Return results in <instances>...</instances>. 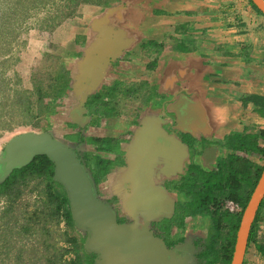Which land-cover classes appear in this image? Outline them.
Returning a JSON list of instances; mask_svg holds the SVG:
<instances>
[{"label": "crops", "instance_id": "crops-1", "mask_svg": "<svg viewBox=\"0 0 264 264\" xmlns=\"http://www.w3.org/2000/svg\"><path fill=\"white\" fill-rule=\"evenodd\" d=\"M109 6L85 5L79 17L52 34L51 41L69 52L63 63L72 76L80 75L74 90H91L94 79L100 84L87 101L72 93L61 99L57 112L48 117L49 123L53 127H59L61 120L67 127L76 123L72 136L109 140L110 150H100L88 141L89 150L79 146L85 149L82 153L90 151L109 162L108 173L96 184L100 190L104 188L103 194L98 191L101 196L108 201L116 197L119 206L121 197L109 190L106 180L121 173L120 180L129 179L123 187L130 192L132 183L146 168L156 184L153 202L165 213L163 218L171 219L176 203H190L192 198L185 193L184 181L179 184L181 178L189 176L191 161L203 171L211 170L227 155L231 136L254 134L264 128V117L256 111L255 104H243L247 96H264V35L239 25L235 19L240 8L228 0H116ZM248 6L253 24L264 21ZM148 41L163 45L157 59V47H145ZM46 47L45 40L32 38L29 52L33 60ZM88 49L94 58L83 62L81 56ZM155 59L156 67L149 69ZM103 90H126L119 93L118 102L123 103L121 112L129 110L125 115L131 117L125 119L120 112L112 111L93 122L85 112L75 114ZM149 90L155 91L151 100L146 96ZM80 127L85 128L81 135ZM176 135L185 143L184 138L194 145L198 143V153L193 156L190 146L188 150L175 146ZM204 150L206 154L201 155ZM193 218V223L184 228L195 231L192 234L211 228L209 215ZM166 247L174 251V256L168 255L160 264H187V259L177 257L181 247Z\"/></svg>", "mask_w": 264, "mask_h": 264}, {"label": "trees", "instance_id": "trees-1", "mask_svg": "<svg viewBox=\"0 0 264 264\" xmlns=\"http://www.w3.org/2000/svg\"><path fill=\"white\" fill-rule=\"evenodd\" d=\"M53 1L0 0V30H3L0 34V129L12 131L27 126L43 128L42 122L57 112V100L66 97L71 89L70 71L63 63L69 52L52 42L49 43L50 50L42 53L32 71L29 78L31 86H21L23 78L19 71L12 68L15 63L21 62L15 46L18 43L17 27L35 15L36 10H42L47 14L36 24L42 32L52 36L61 24L79 17L85 5L109 6L116 2ZM248 2L257 14L264 16L252 0ZM53 4L57 8L50 13ZM241 23L244 22H239V25ZM242 25L245 27V24ZM148 44L157 47V59L163 45L148 41L145 47ZM156 59L151 62L149 69L156 67ZM14 72L15 84L10 80ZM117 91L103 90L93 96L89 102L91 109L95 113L108 111V101L104 99ZM101 102L103 109L97 107ZM248 103L255 104L256 111L264 117V96H247L243 104ZM90 143L98 145L100 150H110L107 138H90ZM227 147L230 152L218 161L214 170L200 171L196 176L190 173L183 184L187 185L188 196L193 198L186 214H205L211 218L212 237L201 253V260L205 264L232 262L243 213L264 170V128L254 134L231 136ZM85 157L91 158L89 165L97 170L94 176L98 185L108 173L109 162L92 152L86 153ZM26 193L34 194L37 199L32 208L30 204L24 207L21 217L17 209L19 206L23 208L20 201ZM0 198H5L7 205L0 217L5 228L0 233V248H3L0 251L8 257L13 251L12 246L20 243L14 254L12 252L17 260L14 264H24V259L28 264H96L97 255L84 248L86 236L75 227L67 191L55 178V165L48 156L36 155L27 165L14 169L0 182ZM263 208L264 200L253 223L247 251L254 245L264 260V232L260 233ZM11 221L14 227L10 226Z\"/></svg>", "mask_w": 264, "mask_h": 264}, {"label": "water", "instance_id": "water-1", "mask_svg": "<svg viewBox=\"0 0 264 264\" xmlns=\"http://www.w3.org/2000/svg\"><path fill=\"white\" fill-rule=\"evenodd\" d=\"M252 2L264 14V0H252ZM91 51L88 49L81 56L82 61H91L94 58ZM79 71L82 73V67ZM70 77L71 89L68 95L72 93L81 96L84 101H87L100 84L94 79L93 82L90 80L93 83L91 90H74L77 88L76 82L78 83L77 78L79 79L80 75L72 76L70 71ZM84 112H87L86 108L79 109L75 114ZM176 138L175 146L189 149L187 143L177 135ZM83 150V147L77 146L61 135L58 127L52 126L43 132L19 133L13 136L0 151V182L5 180L14 169L30 163L36 155H46L55 165V178L67 191L75 227L86 236L84 248L97 255L96 264H160L167 260L168 255L174 256V251L168 249L164 240L156 237L151 229V222L163 218L165 214L156 208L153 202V199H156L154 192L156 184L155 181H151V173L144 168L141 176L132 183L130 192L123 187V183L126 184L129 179L120 180L121 173L117 174V178L106 180L105 185L109 186V190H113L115 196L121 197L119 209L129 219L120 223L116 205L101 196L93 176L81 159L80 152ZM205 154L206 150L201 155ZM263 200L264 170L243 213L231 264H244L250 232Z\"/></svg>", "mask_w": 264, "mask_h": 264}, {"label": "rangeland", "instance_id": "rangeland-1", "mask_svg": "<svg viewBox=\"0 0 264 264\" xmlns=\"http://www.w3.org/2000/svg\"><path fill=\"white\" fill-rule=\"evenodd\" d=\"M52 2H54V1L52 0ZM228 2L230 4H234V6H236L238 8V10L240 8L239 11H237V12L235 11L236 12V17H237L235 19V21H239V22H243L244 21V23H241V25L245 24V26H246V28L248 30H249V28H251V29L255 30L253 32L254 34L262 33V35H264V21H262L261 23H258V24H253V21H252L253 17H251V15L249 13H247L248 11H247L246 8L249 7L248 6V4H249L248 0H228ZM53 5L54 6L50 7V9H51L50 13L55 11L56 8H57L56 4H53ZM82 10H83V8L81 9V11ZM46 14H47V12H45V11L36 10V14L35 15L27 18V21L25 23H23V24H21V25H19L17 27L16 35H17V42L18 43L15 44V46H16V50L18 51L17 56L21 57V62L15 63V65L12 68H13V70L19 71V73H20L19 75L23 78L22 79V85H21L23 88H27V87L31 86V80L29 78H30V76L32 74V71L34 70L35 66L38 63V59L41 58L43 52L50 50L49 43L52 42L51 41V35L49 36V34H45L44 32H42L40 27L38 26V24H36V21L42 19L43 17H45ZM74 20L75 19H72V20H69V21H74ZM69 21H67V22H69ZM239 22H238V24H239ZM64 23H66V22H64ZM63 24H61V25H63ZM256 29H258V30H256ZM2 32H3V30H0V34ZM32 38H37L39 40H45L46 43H47L46 49L41 53V55H39V57H35L34 60H33V57L31 56V53L29 52V42L31 41ZM52 38H53V36H52ZM52 43H54V42H52ZM55 44H58V43H55ZM12 77L13 78H10V80L12 81L13 84H15V80H16L15 72H14V75ZM4 89L6 90V88H4ZM57 101L59 102L58 104H60V99L57 100ZM58 107H57V110H58ZM102 108H104L103 105H102ZM49 122L50 121H49L48 118L45 119V121L42 122L44 124V127L43 128H37V129H35V128L31 127V126L17 127L14 130H12V131L0 129V151L2 150L3 146L13 136H15V135H17L19 133L26 132V131L43 132V131L49 130L52 127V124H50ZM70 123L74 124L75 122L74 123L70 122ZM58 125H59L58 129H60V134L63 135L67 140H71V141H73L76 144V142L73 139H71V138L75 137V136H72V134L74 135V131H75V128H76V126H75L76 123H75L74 127H72V126L71 127H67L66 124H65V120H61L58 123ZM84 129H85L84 127H80L79 135L84 133ZM69 134H70V136H68ZM82 145L83 146L85 145V148L87 150L90 149L89 146L86 145V142H84V144H81V146ZM36 199L37 198H36V196L34 194L26 193L25 196L20 201V204L22 203L23 208L21 206H19L18 209H17V211L19 212L18 215L19 216L24 215V207L28 206V204H30V208H32L33 207V203H34V201ZM188 206L190 207L189 204H188ZM6 208H7V205H6L5 198H0V217L2 216V212ZM262 211H263V214H264V208H263ZM7 214H8L9 217H11V215L9 213H7ZM12 218H14V217L12 216ZM4 219L7 220L8 218L7 219L4 218ZM21 219H20V222L22 221ZM14 220H15V218L12 221H14ZM1 221H0V233L5 231V228L1 224ZM12 221H11L10 226L14 227ZM15 229H17V228L15 227ZM15 229H13V230H15ZM262 232H264V219L260 221V233H262ZM24 242L25 241H23V243ZM19 247H20V243H18L16 246H14V245L12 246L13 254L16 251V249H18ZM2 249L3 248H0V250H2ZM12 252L10 254L11 256L9 255L10 257L9 256L7 257L6 253L3 252V254H2L1 251H0V264H14L17 260H15V258L13 257ZM186 257L187 256H185V255H179V258L183 259L184 261H186ZM245 259H246L245 264H264V260L257 253V250L255 249L254 245H252L250 247V249L247 251ZM23 263L24 264H28V262L25 261V259H24Z\"/></svg>", "mask_w": 264, "mask_h": 264}, {"label": "flooded vegetation", "instance_id": "flooded-vegetation-1", "mask_svg": "<svg viewBox=\"0 0 264 264\" xmlns=\"http://www.w3.org/2000/svg\"><path fill=\"white\" fill-rule=\"evenodd\" d=\"M124 91H126V90H118L115 93L113 92L112 95L110 94L111 97L105 98L104 100L108 101L107 102L108 111H99L98 113H95L94 110L91 109L89 102L93 96L90 97V100L86 103L87 112H85L86 113L85 115L91 116L93 122L95 121L96 117H99V118L102 116L106 117L112 111L113 112L116 111V113L120 112L119 114L121 115V117H124L125 119L130 118L131 115H130V117H128V115H125V113L129 112V110L125 111L123 109L121 112V109L123 108V103L121 104L118 102L119 93H121V95H122V94H124ZM154 94H155L154 90H149L148 95H146V96L148 97V99L151 100V98ZM114 102L116 103L115 105H113ZM97 105H98L97 106L98 108H102L103 104L101 102ZM118 108H120V111ZM140 112H142V111H139V115L141 116ZM134 120H136V119H134ZM92 121H91V123H92ZM91 123L89 122L88 126H91L90 125ZM71 139H73L76 142L77 146H81V144H84V142H87V141L90 142L89 138L86 139V138H83L82 136L74 137ZM184 139L188 143V145L190 146L191 154L194 156L196 153H198V150H196L195 147L199 144L197 143L194 145L191 142V140H188L186 138H184ZM212 146L214 147L215 145L212 144ZM206 148H208L207 145H206ZM88 152H90V151H87L85 153H80V156L83 158L82 159L83 162L89 166L91 173L94 174V173H96V169H94V167L91 168V166L89 165V163H91V158L85 157V154ZM229 152H230V150L228 151V153ZM226 156L227 155H225L224 157H226ZM217 163L218 162H216L215 165L211 167V170L210 169L208 171L204 170V172H210V171L214 170L217 166ZM200 171H203V170L199 166H196L194 161H191L190 165L187 168V174L188 175L190 173L197 174ZM183 181H186V177L181 178V181L179 182V184L182 183ZM95 182H96V180H95ZM183 184H184V182H183ZM181 187L182 186L179 185V188H181ZM186 187L187 186L184 187V190ZM102 189L104 190V188H102ZM102 189L100 190L98 188V191L101 194H103ZM181 191H183V190H181ZM183 192H185V191H183ZM185 193H187V192H185ZM109 201L116 205L118 200L116 197L111 196L109 198ZM191 201H192V198H191L190 202ZM188 204H189V201H187V202L183 201L182 203H176L175 212H174L173 217L171 219L163 218L161 221L152 222L151 223V229L154 231V234L156 236H159L160 238H162L165 241L166 245L169 248L172 249V248H175L177 246L181 247V250H177V257H179V255L187 256L186 257L187 264H205L203 262V260H201V253H202L203 249H205V246L210 242L213 230H212V228H210L207 230V232L204 231V233H203V231H200L201 233L194 235L192 233H194L195 231L193 232L192 229H189V228L186 230L184 229L185 226H187L190 222L193 223L192 221L194 220V218H193L194 215L186 214L187 207H189ZM116 209L118 210V219L120 222L129 221L128 218H126L124 215H122V212L120 211L119 206H116ZM187 230H189V231H187ZM193 230H195V229L193 228Z\"/></svg>", "mask_w": 264, "mask_h": 264}]
</instances>
